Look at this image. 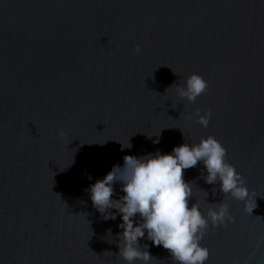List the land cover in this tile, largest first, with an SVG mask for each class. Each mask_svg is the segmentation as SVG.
Instances as JSON below:
<instances>
[{
    "label": "water",
    "instance_id": "1",
    "mask_svg": "<svg viewBox=\"0 0 264 264\" xmlns=\"http://www.w3.org/2000/svg\"><path fill=\"white\" fill-rule=\"evenodd\" d=\"M194 72L208 86L189 102L176 89ZM209 135L255 197L225 195L202 162L183 170L189 207L235 218L209 224L205 264H264V0H0V264H127L120 215L85 190L126 154Z\"/></svg>",
    "mask_w": 264,
    "mask_h": 264
},
{
    "label": "clouds",
    "instance_id": "2",
    "mask_svg": "<svg viewBox=\"0 0 264 264\" xmlns=\"http://www.w3.org/2000/svg\"><path fill=\"white\" fill-rule=\"evenodd\" d=\"M135 50H141L139 44L135 45ZM207 86V81L194 72L176 91L180 98L195 102L207 90ZM200 112V109L196 110L197 121L207 127L211 111ZM153 143H159L158 137ZM131 146L130 142L121 143V151ZM225 157L226 149L209 135L202 137L198 143L189 144L186 141L174 146L171 152L161 153L157 150L141 156L126 154L122 166L114 164L102 178L92 183L85 191L103 219L115 220L117 213L121 217L118 256L127 264H135L138 260L150 264L152 256L147 250L148 245L141 249L139 244L140 238L147 233V239L153 246H162L169 251L174 264H205L209 250L200 241L209 224L212 227L222 226L235 218L225 203H208L215 206L209 207L206 213L197 203L189 207L192 186L191 182L183 179V170L202 162L207 183L219 181L220 190L225 195L246 204L255 196H252L235 166ZM117 182L123 195L113 199V185ZM113 208L117 212L110 211ZM106 231L111 236V229Z\"/></svg>",
    "mask_w": 264,
    "mask_h": 264
},
{
    "label": "snow or ice",
    "instance_id": "3",
    "mask_svg": "<svg viewBox=\"0 0 264 264\" xmlns=\"http://www.w3.org/2000/svg\"><path fill=\"white\" fill-rule=\"evenodd\" d=\"M209 255H210V253H209Z\"/></svg>",
    "mask_w": 264,
    "mask_h": 264
}]
</instances>
